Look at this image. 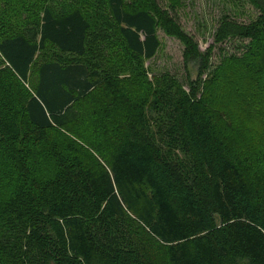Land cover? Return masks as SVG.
<instances>
[{"label":"trees","instance_id":"trees-1","mask_svg":"<svg viewBox=\"0 0 264 264\" xmlns=\"http://www.w3.org/2000/svg\"><path fill=\"white\" fill-rule=\"evenodd\" d=\"M25 1L20 29L0 10V264H264V150L221 117L227 92L264 104V0L220 22L215 43L248 47L216 67L162 0ZM159 29L184 44L183 81L145 77ZM73 128L101 161L64 136L44 168L45 135Z\"/></svg>","mask_w":264,"mask_h":264},{"label":"rangeland","instance_id":"rangeland-1","mask_svg":"<svg viewBox=\"0 0 264 264\" xmlns=\"http://www.w3.org/2000/svg\"><path fill=\"white\" fill-rule=\"evenodd\" d=\"M179 4L175 9L170 6V0H162V5L168 8L172 15H174L182 28L199 43L202 50H207L211 45H214L212 63L216 67L221 59L226 56L237 55L241 56L248 47V40L242 39H228L223 43H215V32L220 22L230 17L239 22L248 23L256 19L260 15V10L255 7L250 0H178ZM1 8H5L8 4L7 0H1ZM10 7H14L16 12L14 13V19L11 24L17 29H20L23 22L21 21L25 15L29 13V7L22 6V3L29 4L28 1L20 0V3H13L9 0ZM8 4V5H9ZM2 12V10H1ZM3 13V12H2ZM10 13V12H9ZM8 14H3V17H8ZM158 36L161 41V46L157 54L151 58L145 60V77L149 83L153 81L154 75L163 74L165 72L175 75L183 81V78L188 74L183 60L184 44L175 37L166 35L163 30H158ZM51 51V50H50ZM47 53V52H46ZM45 53H42V55ZM49 55V54H48ZM47 55V56H48ZM0 66L4 67V63L0 61ZM193 76L196 75L194 70H191ZM129 72L121 74L119 77L122 79L132 78ZM142 81L136 86L138 94L145 91L146 85H142ZM138 87V88H137ZM228 101L230 107L224 110L221 117H226L227 125H232L234 129L239 130V135L243 138L245 143V149L251 151L258 149L264 150V115L256 114V110L263 108L264 104L257 101L250 105L251 113L247 105L245 108L237 106L235 103H231L230 96L227 92ZM222 108V107H221ZM226 109V108H225ZM264 109V108H263ZM254 110V111H253ZM228 111V113H227ZM77 130V128H75ZM249 132V133H248ZM252 132H260L262 135L259 140L253 138ZM64 136L71 137L78 141L86 151H90L98 161H101V156L92 146H90L86 139H82L74 132V128L70 130L63 129L61 133L53 132V134L47 133L44 138L49 137L52 141V148L46 147V149L37 150L39 152L37 160L44 167L50 169L53 165V158H59L60 154L64 153L65 146L68 139ZM37 148H39L37 146ZM83 149V151H85ZM256 162L259 160L261 167H264V160L261 156H255Z\"/></svg>","mask_w":264,"mask_h":264}]
</instances>
